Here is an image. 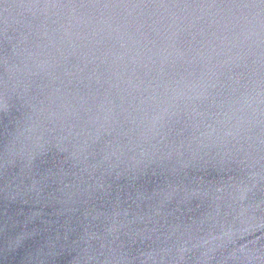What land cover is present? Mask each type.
<instances>
[{"label": "water", "instance_id": "obj_1", "mask_svg": "<svg viewBox=\"0 0 264 264\" xmlns=\"http://www.w3.org/2000/svg\"><path fill=\"white\" fill-rule=\"evenodd\" d=\"M0 264H264V0H0Z\"/></svg>", "mask_w": 264, "mask_h": 264}]
</instances>
